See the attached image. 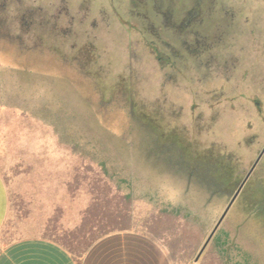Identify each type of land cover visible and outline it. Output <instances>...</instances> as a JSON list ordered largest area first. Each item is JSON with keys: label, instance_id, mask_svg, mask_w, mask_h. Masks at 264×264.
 <instances>
[{"label": "rangeland", "instance_id": "obj_1", "mask_svg": "<svg viewBox=\"0 0 264 264\" xmlns=\"http://www.w3.org/2000/svg\"><path fill=\"white\" fill-rule=\"evenodd\" d=\"M189 142L239 180L263 147L264 0H0V251L40 237L80 258L117 194L173 264L264 258V155L198 261L225 206L193 212L128 156Z\"/></svg>", "mask_w": 264, "mask_h": 264}, {"label": "flooded vegetation", "instance_id": "obj_2", "mask_svg": "<svg viewBox=\"0 0 264 264\" xmlns=\"http://www.w3.org/2000/svg\"><path fill=\"white\" fill-rule=\"evenodd\" d=\"M182 149L181 155L178 156L177 154L176 158L174 155L170 160L163 157V153L158 151L153 156L144 158L138 148L134 150L132 147L128 156L135 165H139L140 162L144 164L140 175L145 176L143 180H147L148 184L152 185L153 190L163 192L162 187L165 185L167 187H164L165 191L168 190V193L175 191L180 193L181 202L193 212L196 211L205 216L219 211L223 205L226 207L248 171L239 180L236 164L231 162V159L221 150L217 149L216 151L215 147H209V150L203 152L201 156H199L200 149L194 143H183ZM256 167L248 180L254 174ZM159 169L163 171V174L158 171ZM263 178L264 176L257 179V183L260 184ZM258 180L261 182L259 183ZM246 183L241 188L229 212L234 209V204L241 194L243 197L246 196L244 195ZM240 200H244L242 204L245 208L246 199Z\"/></svg>", "mask_w": 264, "mask_h": 264}, {"label": "crops", "instance_id": "obj_3", "mask_svg": "<svg viewBox=\"0 0 264 264\" xmlns=\"http://www.w3.org/2000/svg\"><path fill=\"white\" fill-rule=\"evenodd\" d=\"M9 194L0 176V233L9 214ZM0 264H173L165 247L147 232L128 228L102 234L75 257L40 237L16 239L0 251Z\"/></svg>", "mask_w": 264, "mask_h": 264}, {"label": "trees", "instance_id": "obj_4", "mask_svg": "<svg viewBox=\"0 0 264 264\" xmlns=\"http://www.w3.org/2000/svg\"><path fill=\"white\" fill-rule=\"evenodd\" d=\"M93 55V53H91ZM60 55V53H59ZM62 55V54H61ZM63 56V55H62ZM164 60L163 58H161ZM167 60V59H166ZM59 73V72H58ZM63 73V72H61ZM256 104L258 105L259 102L256 101ZM153 115L150 116V121L158 125V119L155 117V113H152ZM180 139L182 140V137L179 135ZM222 151V150H221ZM223 153V151H222ZM129 198V196L121 197L122 199ZM119 196L116 194L114 197L111 198L112 200H115L114 203H110L109 207L107 208V211H104L101 215L100 219L103 221H107L108 225L103 227L104 229L101 230L102 234H107L109 232L115 231V230H123L128 229V224L130 222V215H129V209L126 206H122L119 201ZM106 222V223H107ZM92 242L86 244V249L91 245ZM250 264V263H248ZM251 264H264V258H255Z\"/></svg>", "mask_w": 264, "mask_h": 264}, {"label": "water", "instance_id": "obj_5", "mask_svg": "<svg viewBox=\"0 0 264 264\" xmlns=\"http://www.w3.org/2000/svg\"><path fill=\"white\" fill-rule=\"evenodd\" d=\"M263 155H264V146L261 148V150L259 151L256 159L254 160V162L252 163L251 167L249 168L247 174L245 175L243 181L241 182L240 187L238 188V190L236 191V193L233 195V197L231 198V200L229 201V203L227 204V206L224 208V210L221 213L219 219L215 223L214 227L212 228L211 232L209 233V235L205 239L204 243L202 244V246H201V248H200V250H199V252H198V254L196 256V261L199 260V258L201 257V255L206 250L207 246L211 242V240H212L213 236L215 235L216 231L218 230V228L220 227L221 223L223 222V220L227 216V214H228V212H229L232 204L234 203L236 197L238 196L241 188L244 186V184L246 183V181L248 180V178L250 177V175L254 171L255 167L257 166V164L259 163V161H260V159L262 158Z\"/></svg>", "mask_w": 264, "mask_h": 264}]
</instances>
